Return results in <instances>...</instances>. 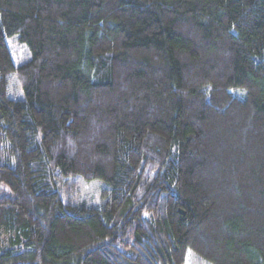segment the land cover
I'll return each mask as SVG.
<instances>
[{"label":"trees","instance_id":"obj_1","mask_svg":"<svg viewBox=\"0 0 264 264\" xmlns=\"http://www.w3.org/2000/svg\"><path fill=\"white\" fill-rule=\"evenodd\" d=\"M191 253L264 264V0H0V264Z\"/></svg>","mask_w":264,"mask_h":264},{"label":"rangeland","instance_id":"obj_2","mask_svg":"<svg viewBox=\"0 0 264 264\" xmlns=\"http://www.w3.org/2000/svg\"><path fill=\"white\" fill-rule=\"evenodd\" d=\"M11 50L16 61L23 60L28 55L27 47L15 39L9 41ZM107 186V182L103 179L84 180L79 179L76 183V193L72 197L75 203L86 202L88 204L99 205L103 197V189ZM186 264H209L195 254H189Z\"/></svg>","mask_w":264,"mask_h":264}]
</instances>
